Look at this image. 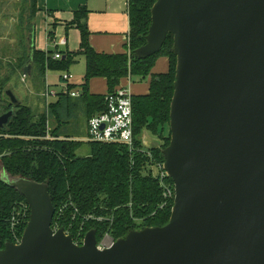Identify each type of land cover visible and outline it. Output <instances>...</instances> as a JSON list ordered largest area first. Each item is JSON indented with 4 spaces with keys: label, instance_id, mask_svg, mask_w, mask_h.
I'll use <instances>...</instances> for the list:
<instances>
[{
    "label": "water",
    "instance_id": "obj_1",
    "mask_svg": "<svg viewBox=\"0 0 264 264\" xmlns=\"http://www.w3.org/2000/svg\"><path fill=\"white\" fill-rule=\"evenodd\" d=\"M169 34V144L160 149L147 132L140 139L161 150L174 185L168 223L130 231L103 251L90 230L76 246L52 230L47 186L4 174L30 216L19 244L0 250V264H264V0H155L135 57L158 54ZM4 95L12 108L0 115V130L19 105Z\"/></svg>",
    "mask_w": 264,
    "mask_h": 264
},
{
    "label": "trees",
    "instance_id": "obj_2",
    "mask_svg": "<svg viewBox=\"0 0 264 264\" xmlns=\"http://www.w3.org/2000/svg\"><path fill=\"white\" fill-rule=\"evenodd\" d=\"M126 1L129 31L125 53L99 54L90 47L86 26L88 11L83 6L73 12V18L67 25L79 32L77 51H59L55 48L53 52H43L27 48L12 69V74L15 70L22 74L24 65L31 57L30 75L36 83L43 85L48 71L68 72L83 57L85 74L82 84L70 88L80 87L78 101L87 120L104 111L105 96L118 88L122 80L130 78L142 82L149 79L147 94L133 95L131 100L133 150L129 152L125 146L118 144L88 143L90 154L79 158L76 152L81 143L60 132L61 109L68 113L78 102L72 104L71 98L59 95L47 111L38 114L30 106L19 102L5 130H0V250L7 243L14 244L10 231L11 218L15 216L19 220L17 213L22 206H26L24 198L1 181L4 174L13 179L22 178L47 186L54 208L52 226L57 224L59 229L66 230L69 224H80L81 216L92 214L102 217L104 220L101 222L89 221L84 224L86 233L90 230L95 232L96 241L106 233L116 241L130 231L162 227L168 223L173 201H164L158 182L147 173L148 160L140 152V136L147 132L160 140V149L169 144V110L176 66L173 36H167L158 54L144 60L136 58L134 52L145 44L155 0ZM28 8L25 29L22 30L27 41L33 36L31 23L37 13L36 0H29ZM47 36L50 41L54 38L51 31ZM56 52L60 53V60L52 59ZM159 58L167 59V72L153 74ZM92 79L105 80V95L89 93L88 83ZM7 82V78L0 81V94L4 95ZM6 100L0 115L12 108ZM50 118L54 119L56 125L48 131ZM160 149L150 153L155 160L163 162ZM74 209H77V214ZM29 216L30 210L27 208L26 218L16 226L18 237L22 236Z\"/></svg>",
    "mask_w": 264,
    "mask_h": 264
},
{
    "label": "crops",
    "instance_id": "obj_3",
    "mask_svg": "<svg viewBox=\"0 0 264 264\" xmlns=\"http://www.w3.org/2000/svg\"><path fill=\"white\" fill-rule=\"evenodd\" d=\"M83 6L88 11L86 26L89 32L88 42L90 47L99 54L125 53L129 31L126 0H36L37 13L35 17H37V19L39 18L40 29L38 34L41 35V31L44 30L45 41L43 42L38 36L39 40H37V47L34 46L33 49L43 52L48 51V48H50L52 44L48 39L47 33L51 31L54 35V41L61 38L66 39V46L59 48V51H77L79 46V32L75 27L67 25L73 18V12ZM52 26H54V28H52ZM70 35H72V37ZM32 38L34 43V36H32ZM167 69V59L159 58L152 71L153 74H163L167 72ZM69 70L72 71L74 74L73 76L77 78L76 81H72V84L75 86L81 85L85 74L84 58L80 57ZM142 82H146L145 89H139V93L136 95H145L148 92L149 79ZM90 83L93 85L92 87H89ZM131 83V79L129 81L124 79L120 82V86L129 89ZM88 90L89 93L93 95H105L107 93L105 80H90L88 83ZM131 94L132 96L135 95L134 93ZM71 99L77 101L78 97ZM57 100L58 98H54L51 100V103L53 104ZM74 104L75 108L79 107V104H77V106L76 103ZM87 121L88 120L85 118V127Z\"/></svg>",
    "mask_w": 264,
    "mask_h": 264
},
{
    "label": "rangeland",
    "instance_id": "obj_4",
    "mask_svg": "<svg viewBox=\"0 0 264 264\" xmlns=\"http://www.w3.org/2000/svg\"><path fill=\"white\" fill-rule=\"evenodd\" d=\"M26 1V0H25ZM29 0L26 3L23 0H0V81L8 79V82L4 86V91L9 90L22 105H27L32 108L34 113H42L47 111L42 98L45 85L57 88L62 85L60 81V72L48 71L44 78V83H36L35 79L30 75L26 76V80H21V72L15 70L12 74V69L17 65L18 59L23 55V50L27 48L32 49L37 47L39 37L44 42L45 35L44 30L41 31V35L38 34L39 18L33 19L32 30L34 36L33 41H27L25 33L22 30L25 29V23L27 15L29 14ZM22 19V20H21ZM39 36V37H38ZM72 37V35H70ZM36 38V39H35ZM57 39V38H56ZM48 51L53 52L52 46L48 48ZM71 74L72 71L69 70ZM74 75L73 73L71 74ZM76 77H72V81H76ZM71 81V82H72ZM81 81V80H79ZM146 82L139 80H132L129 90L135 95L139 93V89H145ZM57 86V87H55ZM93 85L90 83L89 87ZM70 102H78L79 107L70 109L69 114L65 109H61L60 119L61 135L68 136L71 140H75L81 143L80 148L77 150L76 155L79 158L86 157L90 154L89 144L86 142V127H85V114L83 112V106L80 101L70 100ZM7 100L3 94H0V113L3 107L6 105ZM68 114V115H67ZM56 125L53 118L48 120L47 130L49 131ZM153 138V137H152ZM141 139V136H140ZM156 139V138H154ZM1 175V172H0Z\"/></svg>",
    "mask_w": 264,
    "mask_h": 264
},
{
    "label": "built area",
    "instance_id": "obj_5",
    "mask_svg": "<svg viewBox=\"0 0 264 264\" xmlns=\"http://www.w3.org/2000/svg\"><path fill=\"white\" fill-rule=\"evenodd\" d=\"M53 48L59 49L66 46V39L61 38L57 41H50ZM53 60H60L61 55L59 52L54 53ZM60 81L62 85L58 86L56 89L52 86L45 85L44 92L42 93V98L48 110L51 100L57 98L59 95L67 96L69 98H77L80 96V87L70 88L72 86V75L68 72H64L60 76ZM21 80L25 81L26 76L21 74ZM129 81L130 78H127ZM132 94L127 87L119 86L112 93L105 96V109L102 113L94 115L87 121L86 125V139L87 143H97V144H118L125 146L129 152L134 148L133 131H132ZM142 154L148 160L147 173L154 178L159 185L162 192V198L164 201L170 202L174 201L175 191L174 185L164 171L163 162L155 160L150 150L144 148L140 150ZM27 206V205H26ZM22 206L18 211L19 220L15 216L11 218L10 231L11 237L14 244H19L21 237H18L16 232V226L24 220L27 216V208ZM29 209V208H28ZM74 213L77 214V209H74ZM81 222L77 226L69 224L66 230H63L65 235L71 237L72 242L76 246H82L84 244V239L86 232L84 230V224L89 221L101 222L104 219L102 217H95L92 214L81 216ZM111 221V220H109ZM52 230L55 232L59 230L57 224L52 226ZM114 240L109 236V234H104L102 238L96 242V247L99 251L109 249L113 244Z\"/></svg>",
    "mask_w": 264,
    "mask_h": 264
}]
</instances>
